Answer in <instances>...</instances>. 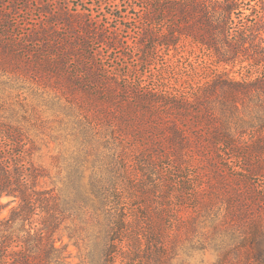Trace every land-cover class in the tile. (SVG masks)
Wrapping results in <instances>:
<instances>
[{"label":"trees","instance_id":"trees-1","mask_svg":"<svg viewBox=\"0 0 264 264\" xmlns=\"http://www.w3.org/2000/svg\"><path fill=\"white\" fill-rule=\"evenodd\" d=\"M29 1L0 0V264H264V0H143L139 62L168 57L126 74L93 45L123 48L134 0ZM185 42L205 69L177 84Z\"/></svg>","mask_w":264,"mask_h":264},{"label":"rangeland","instance_id":"rangeland-1","mask_svg":"<svg viewBox=\"0 0 264 264\" xmlns=\"http://www.w3.org/2000/svg\"><path fill=\"white\" fill-rule=\"evenodd\" d=\"M42 2L49 1L51 4H56V2H65L66 0H40ZM21 5L23 4V1H20ZM30 7L31 11L25 13H22V15L27 17H37L38 14V7L41 5L39 4V0H30ZM71 2L78 3L79 0H71ZM136 3V7L130 8L126 7V4L121 7V10L116 9V13L118 15L125 14L122 12V10H127L126 13L128 14V17L130 19H125V24H127V27L124 28L122 32V37L125 40V44L123 45V48L110 50L105 45L96 43L93 45V47L103 55L98 56L97 62L106 63V67L111 68L110 66H115L117 68L118 72L122 74L129 73L130 70H133L134 66H137L141 72L146 71L149 73L150 69L152 67H157L156 64H162L163 60H166L168 57L166 53H160L159 56H156V60H153L156 62L155 65H152L149 67L147 64H141L139 62V58L142 56L143 49L138 46L137 41L140 40L142 36V28H143V11L140 6L143 5V0H134ZM73 4V3H72ZM124 4V3H123ZM108 21L112 22V26L116 27L119 25V21L116 19L113 20V18L108 19ZM123 25H120V27ZM161 29V28H160ZM183 43V42H182ZM171 53L174 55L171 58L168 59L169 64L171 65L172 73L171 76H169V80L173 83L181 84L184 82L187 75H193V74H202V72L205 69L204 64L202 63L204 59H202V56L204 55V51L201 50L198 46L193 45L191 42H185V45L181 46V49L179 52H175L174 50L171 51ZM101 59V60H100ZM233 75L236 77H241L242 74L238 72H232ZM100 74H104V71H101ZM124 83V81H123ZM38 95L35 96L37 98ZM40 102V110H46L47 107L44 105V101ZM46 108V109H45ZM57 112V113H56ZM56 114H59L57 116H54ZM61 114L57 110H50L48 112H44L43 116L47 122V125L44 127L45 132H57L58 139L52 140L48 137V139L44 140L46 138L45 135H41L39 138V146L40 151L39 155L41 157V160L43 161L44 165L46 166L47 172L49 174V177H47L46 181L48 184L52 186V181L55 182L58 186L62 185V181L60 180L61 177L66 175V168H63V165H65V162L69 159V153L72 150V143H71V137L69 134V131L64 130L63 123H60ZM62 167V168H60ZM5 201L8 200V198L4 199ZM9 211V208L6 209L5 213ZM74 249V247H71ZM206 254H213L212 251H207Z\"/></svg>","mask_w":264,"mask_h":264}]
</instances>
